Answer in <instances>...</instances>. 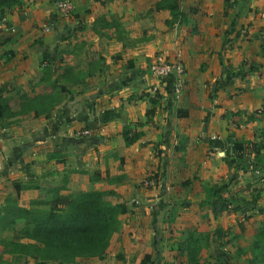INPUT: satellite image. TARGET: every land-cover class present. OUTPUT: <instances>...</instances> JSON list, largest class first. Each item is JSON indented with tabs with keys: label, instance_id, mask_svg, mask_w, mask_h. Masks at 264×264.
Segmentation results:
<instances>
[{
	"label": "crops",
	"instance_id": "0c3cea01",
	"mask_svg": "<svg viewBox=\"0 0 264 264\" xmlns=\"http://www.w3.org/2000/svg\"><path fill=\"white\" fill-rule=\"evenodd\" d=\"M102 1L73 2L79 16L65 28L67 39L65 32L51 37V22L49 32L30 27L47 17L33 15V8L44 7L39 1L27 2L25 11H10H17L15 22L7 11L0 19L2 81L22 87L40 79L45 66L52 70L51 81L65 68L72 69L71 83L61 84L69 86V96L50 118L28 115L25 122L21 119L0 131V181L9 174L21 179L54 166L63 170L60 173L71 169L70 174H84L83 191L115 189L111 195L116 200H106L124 204L128 212L119 217V229L106 253L74 264H187L182 243L191 237L197 240L196 225L216 220L219 213L216 204L214 212L206 202L205 189L213 188L223 173L231 144L249 138V143L259 142L256 131L264 129L257 126L264 113L250 115L264 104V0H177L176 17L167 7L157 8L161 0ZM55 2L52 17L58 19L62 16ZM100 17L114 24L99 25ZM64 48L71 53L68 63L58 53ZM177 56L185 74L181 96L174 99L173 77L158 80L148 66L154 59L173 61ZM76 77L79 82H74ZM157 98L154 114L148 117L150 102ZM240 114L247 115L244 129L251 130L246 138L237 131L242 127ZM127 126L140 136L130 146L122 138ZM84 130L91 135L77 138ZM150 171L170 176L163 182L166 192L173 178L185 177L184 186H191L192 193L200 187L199 200L188 205L171 201L172 210L157 215L160 207L154 201L159 192L151 195L154 201L136 202L144 197L134 189L135 183ZM2 195L0 185V202ZM169 199H174L173 192ZM174 205L182 210L176 213ZM182 212L188 213L186 219ZM173 225L180 232L172 231ZM175 242L178 248L169 252Z\"/></svg>",
	"mask_w": 264,
	"mask_h": 264
},
{
	"label": "trees",
	"instance_id": "16d2710c",
	"mask_svg": "<svg viewBox=\"0 0 264 264\" xmlns=\"http://www.w3.org/2000/svg\"><path fill=\"white\" fill-rule=\"evenodd\" d=\"M88 1L103 3L102 0ZM23 3L24 0H0V19L2 20L4 12L19 9ZM176 4L177 0H161L157 8L167 7L173 17H176ZM98 21L99 25L114 24L113 21L107 22L103 17H100ZM44 69L40 80L50 83L52 88L50 92H37L35 87L38 82H29L22 87H9L8 84L0 86V129L14 127L28 115L34 119L50 118L55 107L60 103L61 92L69 93L61 84L71 83V67L62 70L53 81L50 80L51 68L45 66ZM79 80L80 78L76 77L74 82ZM58 87L59 91H57ZM150 103L151 108L146 112L148 117L154 114L157 105L155 100H151ZM139 137L131 126L122 130L125 146L132 145ZM260 138L259 142L250 143L252 148L259 143L264 146V129L260 133ZM235 148L240 152L242 143H236ZM11 185L14 197L10 196L0 211V228L11 229L20 225L18 230L20 240L6 243L10 248L8 253L14 255L15 262L24 259L34 261L35 264H74L78 259H100L106 253L111 237L119 229V217L128 212L124 204H112L107 201L108 192L89 190L62 194L65 190L64 186L49 189L42 199H34L28 207H25L18 204L21 193L39 190L40 187L32 179L26 182L12 180ZM205 190L207 191L205 200L212 203L215 212L213 200L216 197L221 199L218 196L221 188L213 187ZM222 205L228 204L223 202ZM221 209H224V206H221ZM261 209H259L260 213L264 211ZM220 233L221 231L218 230L217 235ZM197 244L198 241L192 237L182 243L187 264L200 263L201 250ZM251 254L252 264H264V228L256 233Z\"/></svg>",
	"mask_w": 264,
	"mask_h": 264
},
{
	"label": "rangeland",
	"instance_id": "374dc122",
	"mask_svg": "<svg viewBox=\"0 0 264 264\" xmlns=\"http://www.w3.org/2000/svg\"><path fill=\"white\" fill-rule=\"evenodd\" d=\"M30 1L33 2L39 1L40 3L44 4V7L39 6L37 8H33L34 11L33 15L46 14L47 16L46 18L44 17L42 21L34 20V23H30L31 25L30 27L39 31L40 29L42 30L43 27L44 28L46 26L49 27L51 22V26L54 29V31L52 30L53 33L51 34V37L53 36L59 38V35H62V32L68 34L69 30L65 28L68 27L70 20H75L79 16L76 14V11H73L67 16H62L61 18L54 19L52 15L54 14L53 3L55 2V0H27L26 2L24 1L22 7L19 8V11H21L22 9L25 11V9L29 8L30 6L27 5V2ZM70 1L74 2L75 5L77 4L78 1L79 4L80 1L81 4H83V0H70ZM96 5L98 6V4ZM41 11L43 13H41ZM16 12L17 11H13V12L7 11L6 16L12 20L14 19L13 22H15L17 20L15 19ZM8 14L10 15L8 16ZM31 14L32 13H29V16L33 17V15L31 16ZM10 19H8V21ZM17 25L21 26V23H18ZM67 34L65 37L66 39L68 38ZM43 38L44 37L41 36L42 40H44ZM62 50L63 51H61L60 53V49H59L58 53L61 55L60 57L65 60L64 62L68 63L67 60L71 59V53L68 48L67 49L64 48ZM147 64L148 62L146 64L143 63L144 66ZM150 65L151 64H149V66ZM0 69L3 71L2 65H0ZM2 71H0V73ZM2 80L0 79V83L8 84L9 87L16 86L17 84L15 81L7 82ZM29 82H35V83L38 82L36 88L39 89V91L50 92L52 90L50 83L41 82V80L38 78L36 80L34 79ZM262 86H264L263 82H262ZM66 87L68 88L69 86L66 85ZM57 91H59V87ZM147 95L148 94H146V96ZM68 96L69 93L61 92L60 103ZM158 99L159 98H157V101L155 99V101L158 102ZM262 100L264 102V97H262ZM12 107L14 108V101L12 102ZM256 108L258 109L253 114L250 115L259 116L260 115L259 113H264V104H261ZM54 110H56V108ZM263 116L264 115H262V117ZM246 118H247L246 114H244L243 117H241V114L238 115V120L240 123L239 125H242V127H239L237 131L239 134L242 135L241 138H246L247 135L249 136V132L251 133L249 127L244 129V124H245L244 120ZM22 121L25 122V117L22 118ZM263 121L258 122L257 126L264 125ZM1 130L2 129H0V131ZM256 134L258 136V139H261L260 131H256ZM242 142H243L242 150L240 152L237 151V149L235 148V145L238 142L231 144L232 147L231 152H228L227 154L229 157H227L225 162L222 163L223 173L219 177H217L216 184L213 185L216 188H221V191L218 194V196L221 199L219 200L217 197H216L218 199L217 201L216 198L214 199L217 210L219 212L216 213L215 215L217 218L213 217L216 220L213 221L211 219L204 220L203 221L204 223L196 225L197 229L193 231L198 236L197 241L200 248L203 249L199 255L200 260L202 261L201 263L203 264H252L251 262L252 244L254 242L256 233H258L261 228L262 229L264 228V211L261 213L259 212V209L261 208L264 210V148H263L264 146L259 143L255 146V148H252V144L249 143L250 138ZM251 152L253 153V155L251 154ZM59 171H63V170H59ZM59 171L55 170L54 166H51V169H49V171H46L44 173L42 172L34 173L33 176H29V177L24 176L21 179L18 177V174L16 175L9 174L7 179L3 177L2 181H0L1 189H3L4 192V195H2V199L0 202V211L6 205L7 200H9L10 196L14 197V190L11 185V180L15 179L16 177L22 182H26L28 179L29 180L32 179L33 182L37 184L38 187H40L39 190L30 191L29 193L23 194L20 197L18 204L25 207H28L30 205V202L34 199H42L45 196V194L48 193L47 191L53 187L56 188V187L64 186L65 190L62 191V194L78 193L80 191L85 190V187H87L85 181L81 182V180L84 177V174L82 173L70 174L71 169L64 170V172H69L67 174L60 173ZM160 177L162 179H160ZM169 177L170 176H166V175L162 177L159 171L158 174L153 172L151 173L147 172L146 174H144L141 178H139L140 181L135 183V188H134V189L138 188L139 190H141L144 194V196L142 194V197L144 198L137 197L136 202H140L142 200L145 201L146 199L147 200L151 199V201H154L151 195H156V193L159 192L157 194V199H155L156 201H154L157 202L158 204L157 206L160 207V209H158L157 211V215H159L162 214V212L164 211L168 212L172 210V208L170 209L169 207L171 201L184 200L186 202V203L184 202L185 204H187V202L191 204L196 200H199L198 198L200 197V195L198 196V191H200V187H196L195 193H192L191 186H184V183L187 181L183 179L185 177L173 178V183L169 184L170 187L167 188L168 191L167 192L162 191L164 190V185H165L163 182L164 180L166 181ZM72 181L74 183H72ZM6 190L7 192L5 193ZM113 190L115 189H111L110 192L106 191L109 193L107 197L111 199L113 197V200H116V198H114L115 196H112L115 193V191ZM162 192H166L164 196L161 195ZM171 192H173L174 199H169V196H171ZM178 194L179 196H177ZM128 199L131 200L132 198L129 197ZM122 202H129V200L123 198ZM223 202L227 203L228 205H222ZM221 206H224V209H221ZM246 207L248 208L246 209ZM174 208L176 210V213L178 212L179 209L182 210V208H180L179 206L176 207L174 205L173 209ZM212 214L214 213L210 212L211 218L212 216H214ZM233 214L234 216H231ZM182 216L186 219L188 213L182 212ZM0 218H1V212H0ZM176 227L178 229H181V226L178 224H176ZM19 228L20 225H17L16 227L11 229L9 227H5L4 229L0 228V258L2 259L0 264H4L5 261L8 262L7 264H35L34 261L31 260L26 261L24 259H21L19 262L17 261L15 262L14 255L8 253L10 248L6 245V243L17 242L20 240V233L18 231ZM166 228L168 229V231L171 229L170 226ZM174 230H176L175 225L172 226V231ZM218 230L221 231L219 235H217L216 233V231ZM174 244L176 245L171 250H168L169 252L174 250L176 251V249L178 248L179 244L177 242H175Z\"/></svg>",
	"mask_w": 264,
	"mask_h": 264
},
{
	"label": "built area",
	"instance_id": "2783aa9c",
	"mask_svg": "<svg viewBox=\"0 0 264 264\" xmlns=\"http://www.w3.org/2000/svg\"><path fill=\"white\" fill-rule=\"evenodd\" d=\"M56 9L61 16H67L74 11V4L70 0H59L56 2ZM45 32H49L51 27L46 26ZM149 71L153 77L158 80H166L173 77V98L179 99L184 87V67L177 56L173 61L157 58L154 63L149 66ZM91 135L90 130H84L76 133L77 138ZM152 184V183H151Z\"/></svg>",
	"mask_w": 264,
	"mask_h": 264
}]
</instances>
